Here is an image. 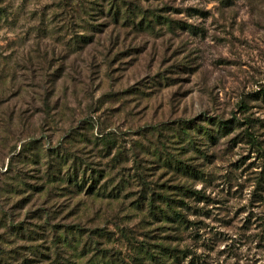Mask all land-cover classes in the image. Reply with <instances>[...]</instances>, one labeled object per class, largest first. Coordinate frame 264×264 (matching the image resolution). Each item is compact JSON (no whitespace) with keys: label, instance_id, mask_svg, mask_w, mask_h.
<instances>
[{"label":"rangeland","instance_id":"rangeland-1","mask_svg":"<svg viewBox=\"0 0 264 264\" xmlns=\"http://www.w3.org/2000/svg\"><path fill=\"white\" fill-rule=\"evenodd\" d=\"M0 264H264V0H0Z\"/></svg>","mask_w":264,"mask_h":264},{"label":"trees","instance_id":"trees-1","mask_svg":"<svg viewBox=\"0 0 264 264\" xmlns=\"http://www.w3.org/2000/svg\"><path fill=\"white\" fill-rule=\"evenodd\" d=\"M117 13H119V10L117 11ZM158 17H160V16H158ZM250 139H251V142L253 144H255V145L258 144V142L254 136L250 135ZM173 212H174V218L178 219L182 225L189 223L188 217L185 213H183L182 211L177 210V209H174Z\"/></svg>","mask_w":264,"mask_h":264}]
</instances>
